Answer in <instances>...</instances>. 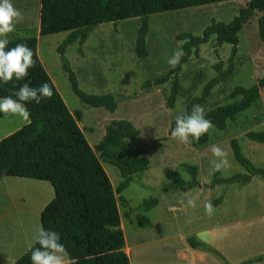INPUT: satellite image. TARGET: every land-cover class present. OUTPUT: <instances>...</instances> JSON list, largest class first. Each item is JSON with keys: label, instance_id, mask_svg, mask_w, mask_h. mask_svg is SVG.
I'll return each mask as SVG.
<instances>
[{"label": "rangeland", "instance_id": "obj_1", "mask_svg": "<svg viewBox=\"0 0 264 264\" xmlns=\"http://www.w3.org/2000/svg\"><path fill=\"white\" fill-rule=\"evenodd\" d=\"M248 1L224 0L149 15V54L145 58H139L135 51L141 17L102 23L83 43L77 40L69 44L64 55L80 89L90 94L112 93L118 105L114 112L88 105L74 92L58 50L69 31L40 35L42 0L0 2V42L26 36L38 38L42 63L107 172L115 189L119 222L126 238L125 251L131 264H201L185 252L191 235L203 237L212 246H221L225 253L218 250L232 264L236 258L247 257L243 259L246 260L264 253V178L255 175L247 184L222 182L209 186L217 169L223 178L245 172L234 157V139L246 158L264 167V143L247 135L264 131V87L252 106L229 120L225 129L212 126L208 141L195 144V123L206 111L240 100L241 96L231 97L233 89L250 88L264 76V44L259 36L261 13L256 12L239 32L232 74L221 80L173 133L171 126L180 120L187 103L202 94L208 81L228 69L233 44L219 46L217 36L212 35L193 51L179 72L181 88L174 107L169 104L174 75L163 84H155L176 67L183 55L186 39L179 35L202 36L214 22L229 23ZM0 113L9 118H0L5 120L0 124V140L29 122L24 105L18 102L0 100ZM121 119L131 121L137 128L139 145L150 164L118 192L123 177L116 166L101 159L97 146L111 122ZM190 166L196 167L201 186L183 190L170 174L178 172L190 181ZM54 196L52 184L45 180H1L0 244L6 240L7 247L0 245V250L6 251L7 259L1 257L0 264H14L42 236L41 212ZM221 196V203L215 204ZM149 199H156L157 203L146 209L142 205ZM51 258L54 264H70L64 251H54Z\"/></svg>", "mask_w": 264, "mask_h": 264}, {"label": "trees", "instance_id": "obj_2", "mask_svg": "<svg viewBox=\"0 0 264 264\" xmlns=\"http://www.w3.org/2000/svg\"><path fill=\"white\" fill-rule=\"evenodd\" d=\"M220 1L224 0H42L40 35L69 31L58 50L74 92L88 105L105 107L114 112L118 105L112 93L90 94L80 89L76 75L65 59L66 47L77 40L83 43L102 23L141 17L135 51L139 58H145L149 54L146 41L149 15ZM256 12L261 13L259 36L264 44V0H249L231 22H214L204 30L202 36L191 33L179 35L180 39H186L181 59L176 67L155 81L160 85L174 75L170 107L175 106L180 92L179 72L182 64L193 51L208 42L212 35L217 36L219 46L228 42L233 47L228 69L208 81L202 94L187 103L180 120L173 122L170 133L185 124L195 107L207 99L221 80L232 74L239 32ZM217 68L220 69L219 65ZM263 87L264 76L250 88L235 87L231 97L241 96L240 100L206 111L195 123V144L208 141L212 126L225 129L229 120L252 106ZM0 99L23 104L29 117L27 124L0 140V182L4 177L33 178L50 182L55 190L54 198L41 212L42 236L14 264H46L54 251L66 252L70 264H131L130 256L125 251L126 238L119 222L115 189L42 63L36 36L0 42ZM247 135L252 140L264 143V131H251ZM139 141L135 125L121 119L111 122L97 146L101 159L116 166L123 177L118 192L126 189L136 175L149 167V159ZM232 149L236 161L245 172L223 178L217 169L209 186L214 187L222 182L247 184L255 175L264 178V167L246 158L236 139L232 140ZM189 171L192 175L190 181L184 180L178 172L170 174V178L183 190L201 186L196 167L190 166ZM221 200L222 196L214 203L219 204ZM156 203V199H149L142 206L149 209ZM187 241L191 248L206 251L224 264H232L203 239L191 235ZM260 261H264V253L238 264Z\"/></svg>", "mask_w": 264, "mask_h": 264}, {"label": "crops", "instance_id": "obj_3", "mask_svg": "<svg viewBox=\"0 0 264 264\" xmlns=\"http://www.w3.org/2000/svg\"><path fill=\"white\" fill-rule=\"evenodd\" d=\"M0 100H4V99H0ZM0 115H1L0 118L5 119V120L6 119L9 120V118H8V116L6 114H5V118H4V115L2 113H0ZM5 120H0V124H3V121H5ZM201 238H203V237H201ZM204 238L206 240H208V242L212 243V241L210 240V238H207V237H204ZM6 243H7V241L4 240L3 243L0 244V245L7 247V244ZM32 245L30 244L27 249L29 250ZM213 245L216 246L217 249H220L221 251H223L225 253V250L222 249L221 246H219L218 244H213ZM185 248H186L185 249V252L192 254L196 259L198 258L200 260V262H202L201 264H222L218 258H216L215 256H213L212 254H210V253H208L206 251L199 250V249H192L190 246H187ZM1 257H2V260L3 259H7V253H6V251L0 250V262H1ZM184 257H188V256L187 255H184ZM245 258H247V257H245ZM245 258H243V259H245ZM51 259L52 258L50 256L49 259H48V261L46 262V264H54L55 260L53 261ZM243 259H237L236 258L235 260H232V262H234L236 264V263L240 262ZM14 260L15 259L11 260V262L14 261ZM260 262L261 263H264V261H260ZM252 264H256V263L254 262Z\"/></svg>", "mask_w": 264, "mask_h": 264}, {"label": "bare ground", "instance_id": "obj_4", "mask_svg": "<svg viewBox=\"0 0 264 264\" xmlns=\"http://www.w3.org/2000/svg\"><path fill=\"white\" fill-rule=\"evenodd\" d=\"M126 249V248H125Z\"/></svg>", "mask_w": 264, "mask_h": 264}]
</instances>
